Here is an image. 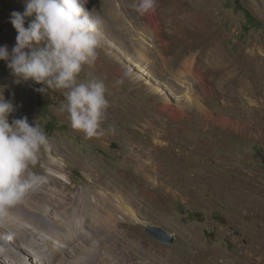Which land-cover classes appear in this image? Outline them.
<instances>
[{"label":"rangeland","instance_id":"374dc122","mask_svg":"<svg viewBox=\"0 0 264 264\" xmlns=\"http://www.w3.org/2000/svg\"><path fill=\"white\" fill-rule=\"evenodd\" d=\"M135 2L88 0L86 5L107 22L100 33L97 60L85 65L80 74L81 81L99 79L107 86L110 107L102 122L103 136L87 138L71 127L67 111L62 110L66 90L42 94L37 89L43 85L34 81L16 83L7 63L0 61V87L16 108L12 116L37 121L50 140L51 151L42 154L33 170L45 177L61 176L76 196L67 207L73 205L83 217L88 215L78 207V196L87 191L93 199L91 190L98 187L105 200L111 191L104 186L114 183L113 195L125 205L128 202L132 212L125 215L118 206L115 223L121 225L125 218L126 228L154 249H180L174 255L181 264H264V92L244 87L231 98L218 79L213 87L207 80L198 82L191 72L179 68L190 53L185 45L164 55L168 58V68H164L151 49L154 43L147 19L140 15V28L133 17L132 11L140 14ZM201 3L203 8L213 3L217 9L215 36L233 62L242 63L255 52L264 57V0ZM24 9L25 0H0V46L7 45L9 50L15 46L17 32L11 14ZM199 41L192 52L205 56L212 40ZM154 87L163 92L153 95ZM190 100L204 110L190 108ZM165 102L179 108L180 118L158 112ZM64 165L70 167L64 169ZM86 166L99 170L105 185L99 187ZM36 189L44 190L42 186ZM53 214L62 218L57 209ZM41 221L49 218L42 216ZM148 224L173 233L175 243L164 245L153 239L146 230ZM47 235L53 246L59 243ZM2 239L18 247L17 239ZM30 259L28 264H32Z\"/></svg>","mask_w":264,"mask_h":264},{"label":"bare ground","instance_id":"6f19581e","mask_svg":"<svg viewBox=\"0 0 264 264\" xmlns=\"http://www.w3.org/2000/svg\"><path fill=\"white\" fill-rule=\"evenodd\" d=\"M131 2L134 4L135 0ZM135 3L137 5L139 0ZM201 4V0H157L156 10L143 14V17L147 19L146 26L153 37L154 46L151 49L160 57L161 65L168 68V58L164 55L173 51L175 47L185 45L190 53L179 62V68L191 72L198 82L203 84L204 80H207L213 87L218 79L229 91L231 98L238 96L233 94L239 93L244 87L262 94L264 92V57L255 52L247 55L242 63L233 62L224 53L221 39L215 36L217 9L213 3L206 8H203ZM132 14L139 24L141 14H135L134 11ZM117 18L121 20L120 16ZM139 27L141 28V24ZM200 38H206L209 42L212 40L205 56L201 52H192L194 48L199 47ZM199 56L202 57L200 61ZM153 89L155 96L163 92L159 88ZM2 92L5 93V88L0 87V93ZM181 97L184 96H179ZM5 99L13 103V99H8L6 96ZM190 101H192L190 108L194 105V108L200 112L204 110L199 103ZM159 111L167 113L172 119L180 118L179 108L168 102L162 103L158 108ZM23 117L25 116L22 115ZM19 118H21L19 114L15 118L11 115L10 121ZM161 132L160 129L155 133L160 135ZM50 166L55 169L59 167ZM69 167L70 165H64V169ZM92 167L86 166V170L90 172L93 181L98 182L99 187L105 185L99 178V170ZM58 178L60 180L48 175L46 182L40 185L43 191L35 189L26 196L45 206L29 202L25 197L23 203L12 207L6 216L0 217V264H28L29 256H31L29 261L32 264H181L174 255L180 249L170 251L154 249L140 241L139 235L132 234L126 228L125 218H121V225L115 223L118 219V206L123 207L125 215H132V212L126 206L128 202L124 201L125 205L113 195L114 183L104 186L111 191L105 200L97 192L98 187H92L93 199L87 191H83L78 196L80 200L78 207L80 210H85L88 215L83 217L73 205L67 207L68 202L73 203L76 196L72 195V188L63 182L62 177L58 176ZM55 209L62 218L53 214ZM42 216L48 217L49 221L42 222ZM90 218L100 224H93ZM46 233L55 237L59 243L53 246V241ZM2 238H6L7 242L13 238L17 239L16 245L20 248L9 246ZM91 241L93 242L90 248H87L86 244ZM190 263L185 261L183 264Z\"/></svg>","mask_w":264,"mask_h":264},{"label":"clouds","instance_id":"9594fccd","mask_svg":"<svg viewBox=\"0 0 264 264\" xmlns=\"http://www.w3.org/2000/svg\"><path fill=\"white\" fill-rule=\"evenodd\" d=\"M87 4L88 0H25L24 11L11 14L16 44L11 50L0 46V61L7 63L16 83L34 81L43 85L37 89L42 94L66 90L62 110L71 127L92 138L105 134L102 122L110 102L103 80H80L84 66L98 58L100 33L107 25ZM156 5L157 0H139L135 10L143 15L154 12ZM28 18L32 19L26 26ZM15 111L0 93V217L46 182L33 169L42 154L51 151L48 134L37 121L30 123L26 116L10 121Z\"/></svg>","mask_w":264,"mask_h":264},{"label":"water","instance_id":"95a60500","mask_svg":"<svg viewBox=\"0 0 264 264\" xmlns=\"http://www.w3.org/2000/svg\"><path fill=\"white\" fill-rule=\"evenodd\" d=\"M28 21L30 20L29 19L26 20V26H27ZM146 230L153 239L159 241L160 243L164 245H172L175 243V240H176L175 235L158 226L148 224L146 227Z\"/></svg>","mask_w":264,"mask_h":264},{"label":"trees","instance_id":"16d2710c","mask_svg":"<svg viewBox=\"0 0 264 264\" xmlns=\"http://www.w3.org/2000/svg\"><path fill=\"white\" fill-rule=\"evenodd\" d=\"M251 25H253V23H251ZM39 105H40V102H39Z\"/></svg>","mask_w":264,"mask_h":264}]
</instances>
